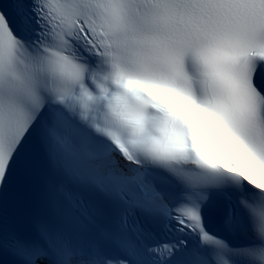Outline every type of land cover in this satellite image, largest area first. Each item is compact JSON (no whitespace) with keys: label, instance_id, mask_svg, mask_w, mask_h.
Segmentation results:
<instances>
[{"label":"snow or ice","instance_id":"1","mask_svg":"<svg viewBox=\"0 0 264 264\" xmlns=\"http://www.w3.org/2000/svg\"><path fill=\"white\" fill-rule=\"evenodd\" d=\"M0 264H264V0H0Z\"/></svg>","mask_w":264,"mask_h":264}]
</instances>
